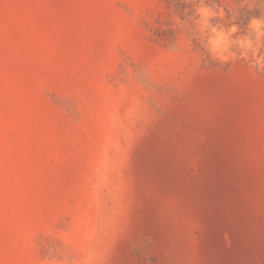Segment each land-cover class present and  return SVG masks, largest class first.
Instances as JSON below:
<instances>
[{
  "label": "rangeland",
  "instance_id": "1",
  "mask_svg": "<svg viewBox=\"0 0 264 264\" xmlns=\"http://www.w3.org/2000/svg\"><path fill=\"white\" fill-rule=\"evenodd\" d=\"M0 264H264V0H0Z\"/></svg>",
  "mask_w": 264,
  "mask_h": 264
},
{
  "label": "clouds",
  "instance_id": "2",
  "mask_svg": "<svg viewBox=\"0 0 264 264\" xmlns=\"http://www.w3.org/2000/svg\"><path fill=\"white\" fill-rule=\"evenodd\" d=\"M204 15L207 16L208 12L205 10ZM255 23V21H254ZM215 31V29L213 30ZM233 31H235V28H233ZM224 41H225V37L222 34H217L215 39H213L211 41V43L213 44L214 49H222L224 47Z\"/></svg>",
  "mask_w": 264,
  "mask_h": 264
}]
</instances>
